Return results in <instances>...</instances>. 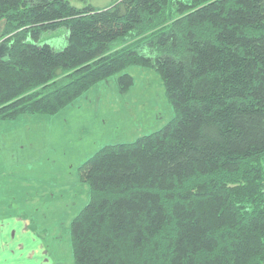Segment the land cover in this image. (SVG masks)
<instances>
[{
  "label": "trees",
  "instance_id": "1",
  "mask_svg": "<svg viewBox=\"0 0 264 264\" xmlns=\"http://www.w3.org/2000/svg\"><path fill=\"white\" fill-rule=\"evenodd\" d=\"M0 22V123L117 75L127 93L131 67L155 69L174 108L80 167L74 264H264V0H0Z\"/></svg>",
  "mask_w": 264,
  "mask_h": 264
},
{
  "label": "rangeland",
  "instance_id": "2",
  "mask_svg": "<svg viewBox=\"0 0 264 264\" xmlns=\"http://www.w3.org/2000/svg\"><path fill=\"white\" fill-rule=\"evenodd\" d=\"M115 1L71 4L106 8ZM3 28L0 22V36ZM51 43L63 47L61 39ZM125 73L134 80L127 93L120 92L117 75L53 116H20L0 127V195L7 204L13 201L1 215L27 217L56 264H74L70 225L90 200L80 167L104 147L133 143L161 130L175 116L155 69L131 67Z\"/></svg>",
  "mask_w": 264,
  "mask_h": 264
},
{
  "label": "crops",
  "instance_id": "3",
  "mask_svg": "<svg viewBox=\"0 0 264 264\" xmlns=\"http://www.w3.org/2000/svg\"><path fill=\"white\" fill-rule=\"evenodd\" d=\"M3 124L7 123L1 122L0 127ZM12 202L7 204L0 195V264H56L47 254L44 240L32 231L27 217L15 213L1 215Z\"/></svg>",
  "mask_w": 264,
  "mask_h": 264
}]
</instances>
